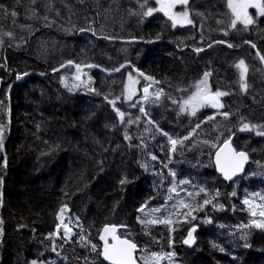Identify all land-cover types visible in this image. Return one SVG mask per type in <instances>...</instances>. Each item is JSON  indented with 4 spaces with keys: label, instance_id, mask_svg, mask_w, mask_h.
Instances as JSON below:
<instances>
[{
    "label": "trees",
    "instance_id": "16d2710c",
    "mask_svg": "<svg viewBox=\"0 0 264 264\" xmlns=\"http://www.w3.org/2000/svg\"><path fill=\"white\" fill-rule=\"evenodd\" d=\"M109 1L0 0V264H106L105 224L139 246L140 264H153V252L158 264H264V229L250 225L264 220V15L233 28L227 0H189L192 23L174 27L165 13L144 15L151 0H121L134 11L110 35L97 32ZM76 65L87 83L74 87L64 81ZM205 72L213 92L227 93L222 108L182 112ZM130 74L140 84L129 100ZM231 136L250 160L228 182L212 155ZM169 137L180 141L174 151Z\"/></svg>",
    "mask_w": 264,
    "mask_h": 264
},
{
    "label": "snow or ice",
    "instance_id": "6c2138e0",
    "mask_svg": "<svg viewBox=\"0 0 264 264\" xmlns=\"http://www.w3.org/2000/svg\"><path fill=\"white\" fill-rule=\"evenodd\" d=\"M189 2V0H157V3L161 4V8L160 9H153V8H148V11L144 13L145 16L151 15L154 11H164L165 15L169 16V18L172 20L173 26L175 27L177 24H181V23H188L191 24L192 21L190 19H188V13L187 12H183V13H176L173 14L171 12V9L174 8L177 4H181V5H187ZM145 5H142V7H144ZM3 6L0 5V8H2ZM228 7L232 10L235 19L232 21L231 26L234 28L237 24V21L242 22L245 27H247L248 25L253 24L255 21L253 20V18L251 16H249L248 14V8L249 7H255L258 10V13L260 15H264V0H228ZM11 15L15 16L16 13L12 12ZM83 31V30H82ZM227 35V33H225ZM8 35H11L10 33ZM221 43H223V41H221ZM234 45L232 44H228V47H233ZM253 47H255V45H252ZM197 52L201 51V49H196ZM259 55V53H258ZM260 59L262 61H264V56H261ZM69 65H71L73 62L72 61H68L67 62ZM61 67H64V65H61ZM88 67H92L91 65H88ZM123 67V65L121 66ZM236 67L240 70V79L243 82L245 79V74L247 72V66L245 64V61L243 59H241L237 64ZM77 71L79 72L81 70V66L80 65H76ZM54 71H58V69H54ZM118 71V69H117ZM24 75H27L26 73ZM141 75H143V73H141ZM210 76V73L205 72L204 73V78L201 81L197 82V92L190 97L188 100L184 101V103L181 105V111H189L191 115H195L196 111L201 108L204 107L206 105H211L213 107H222V105H220L219 103V97L227 95V93L225 92H221V91H216V92H211L210 89L207 86V80L208 77ZM20 76H17V79H20ZM76 79L79 80L80 77L76 76ZM146 79L148 80H152V77H146ZM129 80H132V77L129 76ZM62 83H63V78H62ZM87 83V82H84ZM241 87H246V85H244L243 83L241 84ZM72 88H69V91H72ZM144 92L146 93L145 99H147V94H148V88L144 89ZM131 95H134V93H132ZM131 95H128L126 97V99H131ZM159 95L160 93H157V99H159ZM110 103L113 104V106H115V102L114 101H110ZM141 112H144V108L141 107ZM120 119L123 121L124 119V113L120 112L119 109H116ZM223 115L225 117H227L229 115V113L224 112ZM129 123H131V121H128ZM197 127H199V125H197ZM251 127H255V126H250L248 124H244L241 128V131H245V130H250ZM259 135H264V132H260L258 133ZM164 135H167V133H164ZM128 137L126 136V139ZM3 139H4V127L2 125H0V148H2L3 145ZM187 139V138H185ZM170 143L172 144V150H175V146L180 143V141H177L175 139H172L171 137H169ZM235 156L238 157V162L234 164V166H232L230 169L226 170L225 168L221 167L220 171L224 173L225 179L231 180L233 178V176L236 175L237 172L241 171L243 168V162L245 160H247V154L244 152H239V153H235ZM219 156L220 154L217 153V162L219 164ZM153 159H155V157H153ZM5 166H6V160H5ZM174 175V174H173ZM0 183H2V181H0ZM121 184H125L127 183L126 180H121L120 182ZM175 189H170V191H174ZM201 191H204L203 189H201ZM262 199H264V197H262ZM210 203L209 200H205L204 204H208ZM245 204H249L250 202L248 200L244 201ZM185 207L187 205H184ZM220 207H223L222 205ZM264 207V206H261ZM63 208L61 209V213L63 212ZM141 210H143V206L141 207ZM253 216H256V212L253 211L252 212ZM259 215L261 217H264V210L260 211ZM58 218H60L58 216ZM169 223V221H149V223ZM250 225L254 226L255 228L258 229H264V220H256L253 219L250 221ZM61 225H57V229L60 228ZM249 225H245V227H248ZM66 231H70V229L67 228V225H64ZM111 231L112 233L115 232V226H112L111 229H109L108 226H105V232H109ZM195 232V227H193L192 229H190L188 231L187 234V238L183 241L184 244L186 245H191L194 243V235L193 233ZM57 233H50V236L56 235ZM101 239H105L104 236H101ZM114 239H118L116 237H114ZM248 245L245 244V247H247ZM136 245L134 243H131L128 240H121L119 241L118 245H111L109 246L107 244V242L105 243V248L103 251V256L105 260L111 261V264H135L134 262V258H133V252L136 250ZM93 250H95L96 246L93 245L92 246ZM164 256L167 257H172L174 255V253H167V254H163ZM162 258V255L159 253H151V259L153 264H158L159 260ZM32 264H37L36 261H33ZM146 264H148V262L146 261Z\"/></svg>",
    "mask_w": 264,
    "mask_h": 264
},
{
    "label": "rangeland",
    "instance_id": "374dc122",
    "mask_svg": "<svg viewBox=\"0 0 264 264\" xmlns=\"http://www.w3.org/2000/svg\"><path fill=\"white\" fill-rule=\"evenodd\" d=\"M151 1L153 2L154 5H151L149 8H153V9H160L161 8V4L157 3V0H151ZM227 2H228V0H227ZM146 3H150L149 0H146ZM138 4L140 7H142V5H144L143 3H139V2H138ZM185 6L186 5L177 4L174 8L171 9V12L173 14L187 12L185 10ZM133 11L134 10L131 9L130 7H127V9H126V7L123 5L121 0H110L109 2L102 5V10H101L102 24H101V26L97 32L102 33V34H110V35L117 34L118 31L121 29V27H123L125 25L129 16L133 13ZM157 11H159V10H157ZM160 12H162L163 14L165 13L164 11H160ZM230 12L233 15V20H234L235 16H234L231 9H230ZM248 14L253 19L260 15L258 13V10L255 7H249L248 8ZM168 18H169V16H168ZM188 19H190L189 16H188ZM177 25L184 26V25H188V23H181V24H177ZM243 26H245V25L242 22L237 21L235 28H239V27H243ZM131 45H132V43H128V44L124 45V48L131 47ZM261 64H262V62H261ZM86 69L87 68L85 67V69L82 72L76 71L72 78H69L68 76H66L64 82L70 83V85H73L74 87H77L79 85L84 84V82H86V80H87V77H86L87 70ZM237 70L240 74V70L238 68H237ZM248 74H249V68L247 66V72L245 74V77ZM76 76H79L80 79L77 80ZM129 76L132 77L131 81L129 80ZM139 84H140L139 75H133V74L128 75L126 78V82L124 84V88H123V96L126 98L128 95H131L132 93H134V95H131V98H133L139 91ZM207 86L210 89V91L213 92L209 86L208 81H207ZM148 87H149V84H147V88ZM196 92H197V87L188 97H186L183 100L182 104L184 103V101H186L190 97H192ZM219 103H220V105H223L222 104V96L219 97ZM203 108H212L214 110H220L222 107H213L209 104V105H206L204 107L199 108L198 110L203 109ZM180 109H181V106H180ZM184 112L190 113V110L184 111ZM192 226H197V225L194 224ZM37 264H47V263L46 262H37Z\"/></svg>",
    "mask_w": 264,
    "mask_h": 264
},
{
    "label": "water",
    "instance_id": "95a60500",
    "mask_svg": "<svg viewBox=\"0 0 264 264\" xmlns=\"http://www.w3.org/2000/svg\"><path fill=\"white\" fill-rule=\"evenodd\" d=\"M119 40H120V41L143 42V43H153V42H155V41H160V40H152V41H148V40H146V39H131V40L119 39ZM200 49H201V51H202V50H205L206 48H200ZM196 52H197V51H196ZM260 57H261V56H260ZM261 62H262V64H263V66H264V61H261ZM1 86H2V79H1V77H0V91H1ZM232 139H233V137L231 136V137L227 138L226 140H224V141H223V142H222V143H221V144L215 149V151H214V153H213V158H212V163H213V166H214L215 173H216L217 175H219L223 181H228V182L233 181L236 177H241V176H243V175L245 174V170H246L247 164H248V162H249V155H248V153H247L246 151H243V150H237V149L234 147L233 143H232ZM239 152H244V153L247 154V160H245V161L243 162V168H242V170L239 171V172H237L236 175L233 176V178H232L231 180L225 179L224 173L220 171V168L223 167V168H225L226 170H228V169H230L232 166H234V164L238 162V157L235 156L234 154H235V153H239ZM217 153L220 154V156H219V164H218V162H217ZM105 226H108L109 229H111L112 226H115V232L112 233L111 231H109V232L106 233V232H105ZM193 227H195V232L193 233V235H194V243H195V241H196V234H197V232H198V230H199V227H198V226H192V227H190V228L187 230V232H186V236H185V238L183 239V241L187 238L188 231H189L190 229H192ZM119 228H120V226H117V225H115V224H105V225L100 229L97 239H98V242L100 243V246H101V247H100V252H101V258H102V260H103L104 262H106L107 264H111V261L105 260L103 254H102L103 251H104L105 243H106V242H107V244H108L109 246H111V245H118L119 241H121V240H128V241H130L131 243H134V244L137 246V247H136V250L133 252V258H134V262H135V264H139V260H138V257H137V254H138V252H139V250H140L139 246H138L135 242H133V241L127 239V238L120 237V236L118 235V230H119ZM101 236H104L105 239H101ZM114 237H116V238H118V239H114ZM194 243L191 244V245H186V244H184V243H183V244H184V246L190 248V247H192V246L194 245Z\"/></svg>",
    "mask_w": 264,
    "mask_h": 264
},
{
    "label": "bare ground",
    "instance_id": "6f19581e",
    "mask_svg": "<svg viewBox=\"0 0 264 264\" xmlns=\"http://www.w3.org/2000/svg\"><path fill=\"white\" fill-rule=\"evenodd\" d=\"M255 48V47H254ZM260 53V52H259ZM259 56V59H260V56H262L261 54L260 55H258ZM260 61H262L261 59H260ZM264 67V66H263ZM232 143H233V141H232ZM234 145V144H233ZM249 155V154H248ZM249 160H250V157H249ZM249 163V162H248ZM248 165V164H247ZM246 171V170H245ZM242 177V176H241ZM237 178V177H236Z\"/></svg>",
    "mask_w": 264,
    "mask_h": 264
},
{
    "label": "flooded vegetation",
    "instance_id": "af4514ba",
    "mask_svg": "<svg viewBox=\"0 0 264 264\" xmlns=\"http://www.w3.org/2000/svg\"><path fill=\"white\" fill-rule=\"evenodd\" d=\"M214 168V167H213ZM215 171V170H214ZM216 174V173H215ZM100 255H101V252H100Z\"/></svg>",
    "mask_w": 264,
    "mask_h": 264
}]
</instances>
